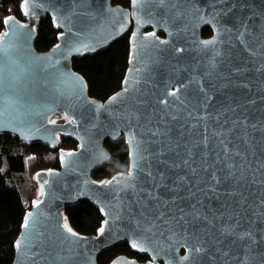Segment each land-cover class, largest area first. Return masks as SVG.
Returning a JSON list of instances; mask_svg holds the SVG:
<instances>
[{"label":"water","instance_id":"obj_1","mask_svg":"<svg viewBox=\"0 0 264 264\" xmlns=\"http://www.w3.org/2000/svg\"><path fill=\"white\" fill-rule=\"evenodd\" d=\"M19 8L0 33V136L59 149L60 165L36 174L12 264H99L124 244L148 259L110 264H264V0ZM47 16L60 33L42 52ZM128 35L122 88L92 97L74 60ZM64 138L76 149L62 148ZM123 138L128 170L96 180L113 159L107 143ZM83 202L104 216L95 235L66 215Z\"/></svg>","mask_w":264,"mask_h":264},{"label":"trees","instance_id":"obj_2","mask_svg":"<svg viewBox=\"0 0 264 264\" xmlns=\"http://www.w3.org/2000/svg\"><path fill=\"white\" fill-rule=\"evenodd\" d=\"M20 1L0 0V33L4 30L6 17L15 15L22 18ZM130 2L131 0H113L114 4L124 7H129ZM38 33L36 48L44 52L57 44L60 31L54 28L52 18L47 16L41 20ZM209 35L211 30H204L203 36ZM129 56L128 35L105 50L74 60V69L87 80L90 95L105 101L122 88ZM76 147L74 140L63 139L62 148L65 150L71 151ZM107 147L113 159L108 166L94 174L98 181L125 172L129 168V150L124 138L117 144L108 142ZM59 165V149L53 150L41 144L26 145L14 137L0 136V264H12L14 261L15 242L25 222L27 211L39 195L40 185L36 174L42 170L58 168ZM66 215L71 227L86 236L97 234L104 221L101 210L89 202L68 207ZM119 255L136 257L140 261L148 259V256H141L132 251L128 244H124L103 254L99 258V264H110Z\"/></svg>","mask_w":264,"mask_h":264},{"label":"snow or ice","instance_id":"obj_3","mask_svg":"<svg viewBox=\"0 0 264 264\" xmlns=\"http://www.w3.org/2000/svg\"><path fill=\"white\" fill-rule=\"evenodd\" d=\"M5 23H7V20L5 21ZM207 43V42H206ZM171 95H175V93H171ZM164 103H167V101H164ZM114 180L117 179V178H113ZM106 183H112V181H107ZM27 227V223L25 225ZM65 227H67V225H65ZM68 231H71V229H68ZM133 247H136V245L134 244ZM195 251H199V249H195ZM186 259V258H185Z\"/></svg>","mask_w":264,"mask_h":264},{"label":"rangeland","instance_id":"obj_4","mask_svg":"<svg viewBox=\"0 0 264 264\" xmlns=\"http://www.w3.org/2000/svg\"><path fill=\"white\" fill-rule=\"evenodd\" d=\"M2 166H3L2 168H4V167H5V164L3 163V165H2ZM37 172H38V171H37ZM37 172H36V173H37Z\"/></svg>","mask_w":264,"mask_h":264},{"label":"flooded vegetation","instance_id":"obj_5","mask_svg":"<svg viewBox=\"0 0 264 264\" xmlns=\"http://www.w3.org/2000/svg\"><path fill=\"white\" fill-rule=\"evenodd\" d=\"M211 35H212V31H211ZM211 35H209V36H211ZM209 36H207V37H209Z\"/></svg>","mask_w":264,"mask_h":264},{"label":"built area","instance_id":"obj_6","mask_svg":"<svg viewBox=\"0 0 264 264\" xmlns=\"http://www.w3.org/2000/svg\"><path fill=\"white\" fill-rule=\"evenodd\" d=\"M15 139V138H14Z\"/></svg>","mask_w":264,"mask_h":264}]
</instances>
